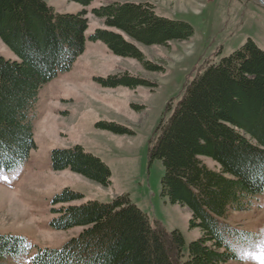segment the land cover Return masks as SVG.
Returning a JSON list of instances; mask_svg holds the SVG:
<instances>
[{
  "label": "trees",
  "instance_id": "16d2710c",
  "mask_svg": "<svg viewBox=\"0 0 264 264\" xmlns=\"http://www.w3.org/2000/svg\"><path fill=\"white\" fill-rule=\"evenodd\" d=\"M88 7L93 0H69ZM103 20L90 40L147 70L138 45L168 47L193 36L185 22L160 17L150 3H112L93 9ZM86 11L59 14L43 0H0V38L17 61L0 56V171L13 170L35 149L32 111L40 89L69 70L86 48ZM105 87L150 86L130 75L111 76ZM171 105V104H170ZM165 113L149 141V158L164 167L162 197L191 212L190 228L201 232L185 253L177 231L151 223L127 196L110 204L86 202L61 211L56 230L83 228L62 249H43L31 264H227L248 247L252 234L223 222L248 209L264 193V52L251 41L190 81L182 99ZM117 133L125 130L104 126ZM219 165L210 169L203 159ZM55 171L71 169L105 187L111 171L80 146L52 153ZM66 189L57 199H81ZM21 237L0 235V264L27 253Z\"/></svg>",
  "mask_w": 264,
  "mask_h": 264
},
{
  "label": "rangeland",
  "instance_id": "374dc122",
  "mask_svg": "<svg viewBox=\"0 0 264 264\" xmlns=\"http://www.w3.org/2000/svg\"><path fill=\"white\" fill-rule=\"evenodd\" d=\"M59 14L86 11V48L73 66L59 73L39 91L32 111L35 149L29 158L9 171H0V235L21 237L27 253L7 264H31L39 250H59L83 228L59 231L54 221L61 211L86 202L110 204L127 196L152 224L179 231L185 253L201 236L190 228L191 212L162 197L161 161L149 158V141L162 118L168 119L182 99L186 85L209 65L219 63L248 42L264 52V5L259 0H93L85 7L69 0H43ZM150 3L158 16L188 23L193 36L168 47L138 45L151 65L150 71L135 59L115 55L101 41L90 40L103 20L92 14L112 3ZM0 56L12 61L17 55L0 38ZM130 75L150 86L105 87L111 76ZM115 125L117 133L104 126ZM80 146L100 159L111 171L105 187L71 169L55 171L52 153ZM213 170L219 165L203 159ZM81 199L64 203L57 199L64 190ZM223 222L252 234L250 245L238 249V259L227 264H264V193L248 209L230 212Z\"/></svg>",
  "mask_w": 264,
  "mask_h": 264
},
{
  "label": "water",
  "instance_id": "95a60500",
  "mask_svg": "<svg viewBox=\"0 0 264 264\" xmlns=\"http://www.w3.org/2000/svg\"><path fill=\"white\" fill-rule=\"evenodd\" d=\"M263 5H264V1L263 0H259Z\"/></svg>",
  "mask_w": 264,
  "mask_h": 264
},
{
  "label": "bare ground",
  "instance_id": "6f19581e",
  "mask_svg": "<svg viewBox=\"0 0 264 264\" xmlns=\"http://www.w3.org/2000/svg\"><path fill=\"white\" fill-rule=\"evenodd\" d=\"M264 1V0H263Z\"/></svg>",
  "mask_w": 264,
  "mask_h": 264
}]
</instances>
